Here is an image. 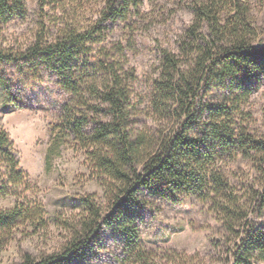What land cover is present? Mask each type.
Returning <instances> with one entry per match:
<instances>
[{"label": "rangeland", "instance_id": "rangeland-1", "mask_svg": "<svg viewBox=\"0 0 264 264\" xmlns=\"http://www.w3.org/2000/svg\"><path fill=\"white\" fill-rule=\"evenodd\" d=\"M195 2L141 0L138 9L131 6L126 20L103 24L104 41L88 43L89 53L82 60L88 66L105 61L116 63L130 86L132 127L159 139L175 126L174 121L155 115L151 104L161 75L162 51L167 49L184 61L190 60L181 46L194 21ZM241 3L245 16L241 15L238 21L244 39L264 48V0ZM26 4L24 16L2 26L1 45L26 49L43 27L48 33L51 31L49 40L64 29L86 33L98 22L106 0H60L44 8L41 0H27ZM229 10L223 6V15L228 16ZM31 66L24 71L15 65L0 66L9 94L20 101L16 106L8 103L0 85V129L14 143L29 182V187L10 186V193L0 197V210H12L25 200L41 203L45 226L25 223L1 233L0 264H23L28 255L37 262L48 256H62L72 244L83 243L82 222L87 211L82 201L92 198L108 213L113 203L105 196L86 150L76 143L64 145L46 162L50 133L61 122L67 96L54 73H40ZM252 88L242 107L252 118L244 117L238 124L263 141L264 79ZM29 99L33 106L21 105ZM96 116L103 118L104 114ZM27 127L33 128V133ZM262 159L264 153L255 155L253 151L219 154L215 166L229 183V188L219 194L181 196L178 203L140 194V208L132 226L137 235L132 247L115 229L103 227L89 246L85 261L65 264H264L263 259L236 247L248 223L256 220L258 227L264 226ZM7 174L6 166L0 164V183L7 181ZM241 258L245 261H237Z\"/></svg>", "mask_w": 264, "mask_h": 264}, {"label": "trees", "instance_id": "trees-1", "mask_svg": "<svg viewBox=\"0 0 264 264\" xmlns=\"http://www.w3.org/2000/svg\"><path fill=\"white\" fill-rule=\"evenodd\" d=\"M58 1L41 3L44 8ZM26 3L27 0H0V40L2 26L24 16ZM140 3L141 0H106L98 22L86 33L64 29L49 40L51 31L48 33L43 27L26 49L0 44L1 67L15 65L24 71L32 65L40 73L50 71L58 77L59 87L67 96L61 122L50 133L46 162L64 145L76 143L86 150L105 196L113 201L108 213L92 198L84 199L87 214L82 222L83 243L72 244L62 256H48L41 262L28 255L23 264L85 261L89 246L103 227L115 229L132 247L137 235L132 226L140 208V194L172 203L180 202L181 196L219 194L229 188L215 166L219 154L264 153V140L258 141L238 124L244 117L252 118L242 109L243 101L252 93V87L264 79V48L247 42L240 30L238 19L245 16L241 0H196L194 21L181 46L190 60L184 61L167 49L162 51L161 75L151 102L154 114L174 121L175 126L161 139L132 127L130 86L122 70L115 62L88 66L82 60L89 53L88 43L104 41V23L126 20L131 6L138 9ZM226 5L230 9L228 16L222 13ZM0 85L7 102L19 105L2 76ZM21 105L31 107L34 103L29 99ZM98 113L104 114L103 118L96 116ZM239 116L242 118L237 119ZM259 162L264 171V159ZM0 164L8 171L7 181L0 183V197L10 193V186L29 187L14 143L3 129ZM261 203L262 199L259 208ZM44 214L41 203L29 200L19 202L12 210H0V234L25 223L44 227ZM258 224L253 220L245 226L236 247L264 260V226Z\"/></svg>", "mask_w": 264, "mask_h": 264}, {"label": "bare ground", "instance_id": "bare-ground-1", "mask_svg": "<svg viewBox=\"0 0 264 264\" xmlns=\"http://www.w3.org/2000/svg\"><path fill=\"white\" fill-rule=\"evenodd\" d=\"M27 129L33 133V128H31V127H27ZM34 133H35V132H34Z\"/></svg>", "mask_w": 264, "mask_h": 264}]
</instances>
